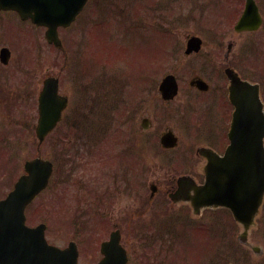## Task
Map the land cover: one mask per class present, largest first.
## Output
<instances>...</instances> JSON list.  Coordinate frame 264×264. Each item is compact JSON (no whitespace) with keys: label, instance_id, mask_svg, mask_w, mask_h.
<instances>
[{"label":"flooded vegetation","instance_id":"obj_1","mask_svg":"<svg viewBox=\"0 0 264 264\" xmlns=\"http://www.w3.org/2000/svg\"><path fill=\"white\" fill-rule=\"evenodd\" d=\"M166 1L171 10L163 12L161 8H156L155 14L158 19L162 20L163 25L169 26V29L162 28L165 32L161 37L163 40L172 41V44L170 48H164L157 55L160 64H153L150 68L147 63L143 65L145 71L143 90L134 92L131 87L129 88L124 113L119 119H115L117 128L113 131L110 145L105 146L110 151L108 155L110 164H104L109 166V170L104 171V176L109 175V179L103 175H96L95 183L101 178L107 179L108 182H99L103 191L100 195L82 196L81 201V216L96 217L99 221L96 226L105 231L119 230L121 232L129 264H166V251L171 248L173 237L180 236L178 232L182 228L194 226L189 223L188 218L200 219L208 210L204 209L200 215H195V210L189 201L180 198L178 200L177 196H170L176 188L179 177H174L172 174L168 178L169 185L164 191L160 189L163 196H158L159 187L157 184H162L166 178L163 172L158 171L157 168L153 170L149 166V153H172L175 155L174 153L182 147L184 142L196 158L194 169L184 175H191L197 183L202 184L206 159L199 149L206 147L222 155L230 143L228 134L233 106L229 101V81L226 72L232 69L243 79H247L241 74L247 67L245 63L253 62L260 66L257 63L261 60V54L264 52V0ZM250 3L253 6L247 9ZM150 10L151 8L146 7L142 11L145 30L152 18ZM166 14H168L167 19ZM259 15L262 18V25L259 29H251L252 27L248 25ZM243 17H246V23L240 27L238 25ZM7 20L9 19H7L6 13L0 11V105L6 103L12 105V97L15 96L14 93L8 94L7 89L14 84L21 85V82H27L25 88L32 89L33 82L37 80L32 98L31 94L19 95V102L36 100L47 78H56L61 90L60 75L52 74L49 67L55 66V64H48L52 61H46L47 54L43 53V49L47 48L56 55L57 59L61 58L63 62L67 63L70 53L68 40L62 37L60 48L53 44H48V47H45L44 29L33 26L34 37L31 36L30 50L38 51L37 54L42 60L36 63L37 59H33V64L29 69H25L27 66L14 69V66L9 65L10 59L8 64H5L2 50L6 47L11 49V46L19 41L17 36L21 39L23 28L17 27L15 36L12 37L6 32ZM29 30L32 35V30ZM61 31L65 32L66 30ZM195 38L199 40L190 43ZM189 45L190 48L192 47V51L187 52ZM145 51L147 52L148 49L145 48ZM143 56L145 59L148 58V55ZM43 64L49 69L44 78L39 73L40 66ZM249 68L253 69L252 65ZM151 70L156 73H171L176 77L178 94L173 100L166 102L161 98L159 86L164 78L163 75L157 80H154L155 77L152 79L153 88L155 90L158 87V92L155 96L149 97ZM199 79L208 84L207 90L203 91L196 87ZM155 99L157 103L153 102ZM161 100L167 106L177 103L176 113L178 112V116L181 119L187 116L191 121H196L201 135L199 137L190 136L189 142L180 139L175 128L170 124L162 123L163 118L157 117V113L161 111L160 104L158 105ZM66 111L62 123L69 126ZM165 113L168 112L165 111ZM35 117H37L36 111L32 115L31 123H28L31 127L28 129L30 134L34 132ZM169 131L177 136L178 145L166 149L162 146L161 139ZM86 145L82 144L81 147L80 164L83 165V170L92 165V170L95 171V163L99 156L96 154L90 158ZM182 153L184 151L180 154ZM176 163L177 161L170 160L168 166L170 169H174ZM101 168L105 169L102 166ZM85 173L86 171H84ZM98 177L101 178L98 180ZM135 179L137 182L156 185L155 192L150 193L149 196H133L132 185ZM84 180L92 181L86 175ZM223 211L230 212L227 209ZM174 216L180 224L175 227L167 225L166 223L173 221ZM198 227L203 228L202 225Z\"/></svg>","mask_w":264,"mask_h":264},{"label":"rangeland","instance_id":"obj_2","mask_svg":"<svg viewBox=\"0 0 264 264\" xmlns=\"http://www.w3.org/2000/svg\"><path fill=\"white\" fill-rule=\"evenodd\" d=\"M107 1L108 4L113 2L123 8L134 0ZM138 1L143 2L144 0ZM145 1H149L151 5H159L161 0L158 4L155 0ZM92 12L89 10L85 16L88 19L93 18L92 21H103L105 24L93 27V24L91 25V22L83 17L80 20L81 22L84 21L82 28L77 24L69 33H65V38L71 47L67 63L63 62L61 58L57 59L56 55L47 48L43 49V53L47 54L46 61H52L48 64H55V66L52 65L49 68L52 74L60 75L61 92L72 96L77 94V99L83 98L85 102L83 120L88 129L87 133L89 132L86 138L94 146V142H98L101 138L103 129L110 127L109 115L113 113V109L117 104H122L125 98L128 99L129 88L131 87L134 92L143 90V86H145L143 65L147 63L150 68L153 64H160L157 60L159 58L157 55L162 48V41L155 34L161 36L165 31H160V27L169 29V26H161L163 22L154 21L156 24L151 26L150 33H147L146 30H142L140 33V35L148 36V43L144 47L139 46L134 51L135 46L131 45L132 35L129 30L123 34V43L116 42L117 40L115 39L112 40L110 32H106L109 31L110 24H112L111 28L115 27L118 30L117 34L119 32V27L122 24L115 19V11L106 14V9L103 7V9H100L99 15ZM167 16L168 14L165 15L166 19ZM154 17H156V14ZM105 29L106 31L100 34ZM18 39L20 40L19 36ZM31 44V34L29 33L22 38V41H16L11 46L12 54L9 65L14 66V69L24 68L25 66H27L25 69H29L30 65L33 64L32 60L34 57L33 51L30 50ZM45 47L47 46L45 45ZM86 48L88 51L82 53V50ZM144 48H148V51L146 52ZM143 55H148V58L145 59ZM83 57L84 60H82ZM107 63L113 68L118 66V69H116L118 70V76L115 70L111 68L110 74H106L108 78L105 80V71L109 68L106 66ZM245 64L247 68L252 65V68L264 74V54H262L261 60L257 63L260 66L255 65L253 62H246ZM47 70L49 69H47L45 64L40 66L39 73L42 78L46 75ZM80 74L81 78L79 79ZM88 75H91L92 78ZM160 77V73H156L154 70L150 71V79L154 78V80H157ZM36 81L33 82L32 89L25 88L27 82H21V85H11L7 89V93H14L15 97H12L13 103L10 106L3 104L0 107V122L4 123L5 121L4 125L0 124L1 126L3 125V128L0 129H5V132L9 133L0 137V199L5 197L19 176L24 172V163L27 160L39 155L50 160L54 158L56 164L55 179L52 186L41 194L30 208L29 224L46 223L49 241L58 246H67L69 241L74 238L80 245L81 262H90L98 256L99 238L107 233L103 230L100 232L91 231L87 226L81 227L82 222L79 221L78 210L82 208V196H96L102 187L99 182H108L109 175L104 176V171H108L109 166L105 165L104 170H102L101 166L104 165L103 163H110H107L109 160H98L101 164H96L95 171L92 170L90 173L87 171L88 175H86L91 178L93 183L87 182L84 184L82 182L83 184L81 185L80 179L84 173L81 172L82 168L78 166L77 159L73 161L75 170L72 175H69L70 180L66 178L68 169L72 167L71 163L66 161V158L69 159L68 151L70 149L66 147L59 150L55 149L57 155L54 156L51 148L53 147V138H49L50 140L46 139L41 146H38V140L33 134H28V137H25L23 129L21 130L18 126L11 128L10 121L17 116L24 115L28 120L36 111L37 99L19 102V95L31 94L32 98V93H35ZM152 81L150 80L151 85L150 90H148L149 97L155 96L158 92V87L154 90ZM98 83H101V85ZM72 100L73 108L80 103L83 109L82 100L76 101L73 98ZM153 102L157 103V100L155 99ZM159 104L161 111L159 113L156 112L157 117L163 118L162 123L170 124V126L175 128V132L180 139L189 142L191 140L190 136L196 135L199 137L201 135L196 121H191L187 116H184L183 119L178 116V112L176 113L177 103L168 106L162 102ZM165 111L168 113H165ZM72 113L70 111L69 115ZM76 121L79 122V117L73 119V123ZM7 127L11 129L8 130ZM60 133L61 129L59 130ZM65 133L68 132L65 130ZM54 136L58 138L56 134ZM183 143L182 147L177 150L178 152L174 153L175 155L172 153H149V166L153 170L157 168L158 171L163 172L166 178L162 184H157L159 187L158 196H163V192L160 189L164 191L169 185L168 178L171 174L174 177H178L182 173H187L189 170L192 171L194 169L195 155ZM183 151L184 153L180 154ZM170 160L177 161L174 169H170L168 166ZM189 162L191 164H188ZM96 175H103L107 179L98 177V180L101 179L95 183ZM117 186L119 187L118 184ZM132 192L133 196H149L150 185H148V182L141 183L135 179ZM175 216L171 224L175 222L176 226H178L180 223L175 220ZM199 225H202L203 228H199ZM79 226L81 229L78 230ZM241 232L242 227L235 224L233 218L226 213L216 209L207 211L204 217L196 219L194 227L182 229L179 239L173 238L171 248L167 249L166 264H228L229 262L234 264H264L263 259L256 256L248 245L245 246L238 242V235ZM249 242L253 245H260L264 249V223L259 230L250 232Z\"/></svg>","mask_w":264,"mask_h":264},{"label":"water","instance_id":"obj_3","mask_svg":"<svg viewBox=\"0 0 264 264\" xmlns=\"http://www.w3.org/2000/svg\"><path fill=\"white\" fill-rule=\"evenodd\" d=\"M87 0H0V9L15 10L23 19L31 18L38 25L54 31L48 33L56 40L58 26L69 25ZM231 77V101L236 107L230 131L231 144L223 157L204 150L208 157L207 180L202 186L192 184L193 202L226 206L235 220L245 229L241 240L246 242L249 228L264 197V106L257 86ZM202 82L200 87L202 86ZM57 84L46 83L40 97V118L37 135L42 142L56 126L67 101L57 94ZM165 99L177 93L174 76H168L161 85ZM170 141L166 135L164 143ZM28 175L22 177L6 200L0 201V264H77L75 244L67 249L51 246L45 239V226L28 228L25 225L26 206L48 185L53 168L50 161L37 158L26 164ZM186 178H182L179 184ZM105 259L100 264H126L127 258L114 237L103 246Z\"/></svg>","mask_w":264,"mask_h":264}]
</instances>
